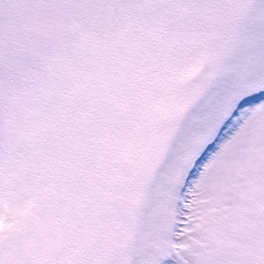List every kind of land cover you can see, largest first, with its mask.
Listing matches in <instances>:
<instances>
[{
  "label": "rangeland",
  "instance_id": "374dc122",
  "mask_svg": "<svg viewBox=\"0 0 264 264\" xmlns=\"http://www.w3.org/2000/svg\"><path fill=\"white\" fill-rule=\"evenodd\" d=\"M263 90L264 0H0V264L171 260L174 192L226 130L220 200L263 214L264 99L229 125ZM249 230L194 263L264 264Z\"/></svg>",
  "mask_w": 264,
  "mask_h": 264
},
{
  "label": "bare ground",
  "instance_id": "6f19581e",
  "mask_svg": "<svg viewBox=\"0 0 264 264\" xmlns=\"http://www.w3.org/2000/svg\"><path fill=\"white\" fill-rule=\"evenodd\" d=\"M261 96L263 98L260 101L244 106L229 125L234 123L239 125L240 120L244 124L254 116H258L260 114L259 104L264 99V93ZM226 133L227 130L224 131L223 138H216L202 156L197 167L193 169L195 177L190 178L186 192L183 191L180 196L176 190L174 192L172 204L175 207V218L172 225L175 232V243L169 245L173 252L172 259L164 260L163 264H196L193 261L194 256L204 248L212 252L215 247L216 249L217 247H231L239 252L242 248L241 244L238 245L239 242L235 236L239 230L245 233L250 229L252 240L250 243L245 242L249 244V250L251 248L256 250V247L264 242V210L261 215L239 219V212H241L239 203L236 200L229 202L220 200V189L228 186L229 180L232 183L231 180L241 179V176L235 178L241 156L238 157V148L232 141L228 139L224 141ZM244 181L249 183V187L258 188V185H262L264 183V164L259 167H255L253 164L249 165ZM29 189L25 181L21 182L10 197L16 213L20 212L22 202L30 197ZM18 190L21 191L18 192ZM253 204L255 207L254 201ZM248 221L249 224L246 225L245 223ZM240 225L242 228H239Z\"/></svg>",
  "mask_w": 264,
  "mask_h": 264
}]
</instances>
